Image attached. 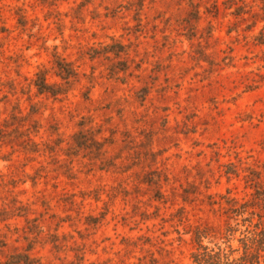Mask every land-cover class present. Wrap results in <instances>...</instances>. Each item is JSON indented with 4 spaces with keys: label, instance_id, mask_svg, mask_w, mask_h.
Returning <instances> with one entry per match:
<instances>
[{
    "label": "rangeland",
    "instance_id": "obj_1",
    "mask_svg": "<svg viewBox=\"0 0 264 264\" xmlns=\"http://www.w3.org/2000/svg\"><path fill=\"white\" fill-rule=\"evenodd\" d=\"M249 180L264 0H0V264L237 258Z\"/></svg>",
    "mask_w": 264,
    "mask_h": 264
},
{
    "label": "trees",
    "instance_id": "obj_2",
    "mask_svg": "<svg viewBox=\"0 0 264 264\" xmlns=\"http://www.w3.org/2000/svg\"><path fill=\"white\" fill-rule=\"evenodd\" d=\"M66 68L60 72V78L67 81L70 77H75V72L65 64ZM38 93H46L54 97L64 93V90L55 84L46 83L42 75L38 76L35 83ZM255 189L253 198L239 204L233 200L228 202L234 203L228 209L234 216H243L242 223H247L245 230L241 232L242 237L238 239L241 244V253L237 258H233L232 254L236 250H232L230 246L225 248L217 247L216 250H208L206 247L198 245L197 252L193 253L191 258L193 264H264V188L260 187L259 182L249 180ZM255 219V222L253 220ZM237 225V224H236ZM237 229L227 226L224 233V239L228 243L229 237L236 232ZM197 239L202 237L201 233L196 234Z\"/></svg>",
    "mask_w": 264,
    "mask_h": 264
}]
</instances>
